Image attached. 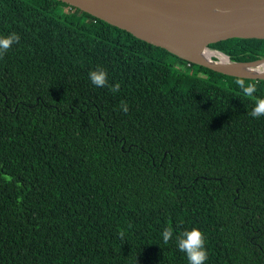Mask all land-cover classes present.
I'll return each instance as SVG.
<instances>
[{"label":"trees","instance_id":"trees-1","mask_svg":"<svg viewBox=\"0 0 264 264\" xmlns=\"http://www.w3.org/2000/svg\"><path fill=\"white\" fill-rule=\"evenodd\" d=\"M0 264H264V117L228 76L57 0H0ZM234 62L264 40L211 46ZM104 69L109 87L89 72ZM264 98V80L245 79ZM121 102L128 106L124 113ZM173 229L165 244L163 230Z\"/></svg>","mask_w":264,"mask_h":264},{"label":"water","instance_id":"water-1","mask_svg":"<svg viewBox=\"0 0 264 264\" xmlns=\"http://www.w3.org/2000/svg\"><path fill=\"white\" fill-rule=\"evenodd\" d=\"M126 30L156 47L213 71L251 80H264V58L234 62L212 45L234 39L264 40V0H57ZM225 55L234 65L254 66L238 71L221 64ZM260 69V70H259ZM259 71V72H256Z\"/></svg>","mask_w":264,"mask_h":264},{"label":"clouds","instance_id":"clouds-1","mask_svg":"<svg viewBox=\"0 0 264 264\" xmlns=\"http://www.w3.org/2000/svg\"><path fill=\"white\" fill-rule=\"evenodd\" d=\"M20 36L11 33L7 37H0V58H2L15 43H19ZM89 80L96 87H109V90L115 94L120 90V84L109 86L108 73L104 69H98L89 72ZM239 90L244 96L252 97L255 105L251 112L247 114L250 117L260 119L264 117V98L255 97L257 86L254 83H245L243 78L236 81ZM121 108L124 113L128 112V106L125 102H121ZM173 238V229L166 227L162 232V239L167 244ZM177 248L187 257L188 264H206L208 254L206 250V240L204 234L198 229L184 231L176 237Z\"/></svg>","mask_w":264,"mask_h":264},{"label":"bare ground","instance_id":"bare-ground-1","mask_svg":"<svg viewBox=\"0 0 264 264\" xmlns=\"http://www.w3.org/2000/svg\"><path fill=\"white\" fill-rule=\"evenodd\" d=\"M214 56H218L221 60V64L226 66V67H230L232 69H237L238 71H242V72H247V71H251L252 69L254 70V66H241V65H234L230 59L228 57H226L225 55L216 53V52H212V51H205L203 53V57L206 60H211L213 59ZM260 70V69H259ZM255 71V70H254ZM259 72V71H256Z\"/></svg>","mask_w":264,"mask_h":264},{"label":"rangeland","instance_id":"rangeland-1","mask_svg":"<svg viewBox=\"0 0 264 264\" xmlns=\"http://www.w3.org/2000/svg\"><path fill=\"white\" fill-rule=\"evenodd\" d=\"M214 58H216V57H214ZM260 69H263L264 70V68H260Z\"/></svg>","mask_w":264,"mask_h":264}]
</instances>
